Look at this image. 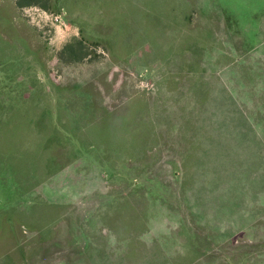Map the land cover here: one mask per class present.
<instances>
[{"label": "rangeland", "instance_id": "374dc122", "mask_svg": "<svg viewBox=\"0 0 264 264\" xmlns=\"http://www.w3.org/2000/svg\"><path fill=\"white\" fill-rule=\"evenodd\" d=\"M0 147L14 264H264V0H0Z\"/></svg>", "mask_w": 264, "mask_h": 264}, {"label": "flooded vegetation", "instance_id": "af4514ba", "mask_svg": "<svg viewBox=\"0 0 264 264\" xmlns=\"http://www.w3.org/2000/svg\"><path fill=\"white\" fill-rule=\"evenodd\" d=\"M0 149H1V151H0V161H1V163H0V178H1V182L5 183V181H2V180H5L4 172L6 171V173L9 176H12V170H11V168H9V166L7 164V160H6L7 153L6 152H3L1 147H0ZM4 218L6 220L9 219L10 229H11V219L9 217H7V216L4 217ZM5 219L2 220V222L4 223V225H5ZM1 234L3 235V237H5L4 236L5 235V230H4V233H1L0 232V241L2 240L1 239ZM19 239H20V235H19ZM6 240H8V236L5 237L4 243H5ZM18 240H16V241L18 242ZM4 243H3V245H4ZM3 245H1V243H0V247L1 248L4 247ZM0 264H14V262L10 258H8V255H7L6 252H4V253L3 252L2 253L0 252Z\"/></svg>", "mask_w": 264, "mask_h": 264}]
</instances>
